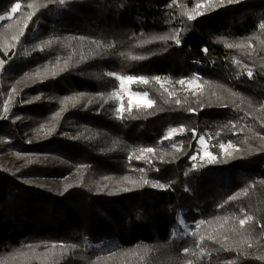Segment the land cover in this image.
I'll list each match as a JSON object with an SVG mask.
<instances>
[{"label":"trees","instance_id":"16d2710c","mask_svg":"<svg viewBox=\"0 0 264 264\" xmlns=\"http://www.w3.org/2000/svg\"><path fill=\"white\" fill-rule=\"evenodd\" d=\"M0 16V264H264V0H0ZM109 72L162 77L132 84L153 108L109 99ZM200 136L216 162L191 160Z\"/></svg>","mask_w":264,"mask_h":264},{"label":"snow or ice","instance_id":"6c2138e0","mask_svg":"<svg viewBox=\"0 0 264 264\" xmlns=\"http://www.w3.org/2000/svg\"><path fill=\"white\" fill-rule=\"evenodd\" d=\"M49 2L50 3H53V2H56V0H49ZM211 2H212V0H208V7H211ZM234 2H238V0H227V3L228 4H231V3H234ZM58 3L61 6H63L65 4V0H58ZM219 3L221 5H223L225 3V0H219ZM28 7L29 8H32L33 5L29 4ZM203 7H204V5H201V4H197L196 5V8L197 9H200V8H203ZM19 8H20V4L19 3L15 4V6L11 8V13H16ZM203 14H204V12H197L196 13V15H203ZM33 15H34V13H31L30 12L29 15H28V19H31ZM195 18H196L195 15H189L188 16V19H195ZM4 19H5V17L0 16V21H2ZM259 28L262 29V30H264V23H261L259 25ZM22 34H23V31H21V35ZM154 39H160V40L165 41V42L167 40L171 39L178 46L181 43V41L179 39V32H176V34L175 35H172V36H160V37H156ZM142 42L146 43V42H150V40H144ZM50 43H51L50 41L45 42V44H50ZM100 46L101 45L97 44V47H100ZM108 46L110 47L111 45H108ZM241 46L242 45L240 43H237V44H228L227 45V47H229V48H233V47L240 48ZM42 50H43V48H42ZM202 51H204L205 53H207V49H203ZM144 58H146V57L136 56V55H131V56H127L126 57V59H130V60H138V59H144ZM3 63H4V61L0 60V66H2ZM236 63H238V62H236ZM245 74L247 75L248 78H252L253 77V71L250 68L246 71ZM35 75H36L37 78H39L40 73L37 72ZM52 75H55V72H53ZM107 75L109 77H114L118 81V87H120V88H123L126 83L129 84V85H131V84L148 85L149 83H153V82L154 83H157V84H161V87H163V85L161 83L162 77H160V76L152 77L151 80H149L147 77H144V76L117 75L114 72H109V73H107ZM195 79H199V78L198 77L190 78L187 81V83L189 85H192L193 84V81ZM176 83H178V84H180V85L183 86V85H185L186 81L184 79H181V80L177 81ZM164 91H168V90L167 89H164ZM168 94L170 96L171 95H174V93H172V92H169ZM193 94L195 95L196 93H193ZM232 95H236V94L233 93ZM83 97H84V94H80L78 97H66V98H64V100H62V103H67V102L71 101L73 103V106H74V104L76 102H78L80 99H83ZM39 98H40L39 96L35 97V99H39ZM100 99H104V97L101 96ZM109 99L120 100V97L118 96V94L116 92H112L111 95L109 96ZM128 99H129V109H128L129 113H130V110H131L133 101L136 102V105H137V108L138 109H152L153 106H154V103H155L154 100L148 98V92L147 91H143V92H140V91L130 92V95H129ZM88 102L91 103V100H89ZM106 102H107V100H105V103ZM22 103H23V101H22ZM176 103L177 104H180V100H176ZM222 106H227V105H222ZM4 111L5 112L8 111L7 106L4 107ZM112 111L115 113L116 118H118V119H123L124 118L123 113H124L125 109H124L123 103H118L112 109ZM189 111H195V109H189ZM233 127H235V125H233ZM177 131L178 130L176 128H172L169 132L165 133V138L172 137L173 133H176ZM179 131L180 132H183L184 129L183 128H180ZM193 132H194V130H193ZM194 135H195V132H194ZM261 139H264V137H261ZM199 142H200V144L202 146L204 145L205 140H204V137L203 136H200L199 137ZM173 147H176V144H173ZM218 147H219V149L223 150L224 154L230 156L231 153H229L227 151V149L228 148H235V145H233L232 142L229 141L228 144H224V143L218 144ZM196 151L197 152H201L202 149H197ZM139 152H140V156H142L144 153H154L155 152V149L149 147V148L140 149ZM203 155L205 157H207V161L206 162H208V163L216 162L217 161L216 155H214L211 151L203 152ZM140 156H137V158L139 159ZM191 160L196 161L197 160V155L191 156ZM143 183L150 184L152 187H159L161 189H166L168 187L167 185L161 184L158 181H148V180H144ZM124 190H127V189H124ZM243 191L246 193L247 192V189L245 188ZM239 195H240V193H236L233 196L229 197L228 199L229 200H234ZM221 206H223V205H221ZM251 220H252V217L251 216H246L245 219H240L239 220V224H240L241 227H243L247 221H251ZM200 223H203V221H201ZM262 227H264V226H262ZM201 239H203V237H201ZM209 239H214V238L213 237H209ZM53 247H55V246H53ZM63 247L64 246L61 245V248H63ZM70 247L75 248L76 245H71ZM248 247H251V244H249ZM188 251H189V249H187V248L184 249V252L185 253H187Z\"/></svg>","mask_w":264,"mask_h":264},{"label":"rangeland","instance_id":"374dc122","mask_svg":"<svg viewBox=\"0 0 264 264\" xmlns=\"http://www.w3.org/2000/svg\"><path fill=\"white\" fill-rule=\"evenodd\" d=\"M12 15V14H11ZM117 74V73H116ZM117 75H120V74H117ZM178 86H180L181 88H188V89H192V90H197L198 89V85H197V83L195 82V81H193V84L192 85H189L188 83H187V81H186V83H185V85H180V84H178ZM114 92H116L117 94H118V96L119 97H123V96H125V95H127L128 97H129V95H130V92H134V90L132 89V84L131 85H129V84H125L124 85V87L123 88H118V89H116ZM134 103H136L135 101H133ZM204 140H205V143H204V145L202 146L201 144H200V148L202 149V151L201 152H198L196 155H197V157H199V158H206L204 155H203V152H206V151H209V149H208V144H207V140H206V138H204Z\"/></svg>","mask_w":264,"mask_h":264}]
</instances>
